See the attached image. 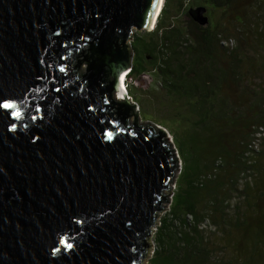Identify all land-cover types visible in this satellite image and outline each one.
<instances>
[{
    "label": "water",
    "instance_id": "water-1",
    "mask_svg": "<svg viewBox=\"0 0 264 264\" xmlns=\"http://www.w3.org/2000/svg\"><path fill=\"white\" fill-rule=\"evenodd\" d=\"M164 1L0 0V103L16 105L0 109V264L150 258L180 157L121 77ZM193 16L209 24L206 7Z\"/></svg>",
    "mask_w": 264,
    "mask_h": 264
},
{
    "label": "trees",
    "instance_id": "trees-1",
    "mask_svg": "<svg viewBox=\"0 0 264 264\" xmlns=\"http://www.w3.org/2000/svg\"><path fill=\"white\" fill-rule=\"evenodd\" d=\"M202 6L206 26L193 16ZM132 47L127 88L154 85L128 94L182 126L149 264H264V0H165Z\"/></svg>",
    "mask_w": 264,
    "mask_h": 264
},
{
    "label": "rangeland",
    "instance_id": "rangeland-1",
    "mask_svg": "<svg viewBox=\"0 0 264 264\" xmlns=\"http://www.w3.org/2000/svg\"><path fill=\"white\" fill-rule=\"evenodd\" d=\"M218 13L219 12H217V15H218ZM138 31H135L134 32V34L133 35H135L136 33H137ZM143 32V31H142ZM86 68H87V66H85L84 67V69H83V71H84V73H85V71H86ZM148 77V76H147ZM147 79V81L145 80V79H143L142 81H143V83H142V81H140V80H135V79H132L130 82H129V87L127 88L128 89V91L129 90H131V91H133V94H135V95H133V94H131V95H133V96H135V97H138V98H140V95H142L143 96V94H144V91L145 92H147V90L148 89H152V86L150 85V84H152V85H154V83L152 82V79H149V81H148V78H146ZM127 86V85H126ZM130 91V92H131ZM130 96V95H129ZM132 99H133V101H135V99L132 97V96H130ZM143 103V101L142 102H139V108H140V110H141V116H142V122H154V118H156V119H158V120H161L162 122H164V123H161V122H159L158 124H159V126H162V127H164V128H166L167 130H168V132H169V134H170V136H171V139H172V141H173V138H172V135H171V133L174 131V130H176V129H182V126L179 124V123H177L176 121H175V123L173 122L174 120L172 119V118H170L169 116H167L166 117V120L165 119H163L164 118V116H163V118H162V116H161V108H159V112L158 113H154L152 110H150V109H147L148 111H145L143 108L145 107L144 106V104H142ZM169 110V109H168ZM146 112V113H145ZM163 112V111H162ZM167 112V111H166ZM165 125V126H164ZM178 164H179V171H178V173H177V176H178V174H179V172H180V168H181V162H178ZM172 188H174V185L172 186ZM169 206H170V204H165V209L164 210H168L169 209ZM166 211H163V212H161L160 214H159V218H161L164 214H165V212ZM159 218L157 219V223H159ZM157 226L158 225H156L154 228H153V234H152V236H151V239H150V242H151V245H152V247H153V250L150 252V258H151V256L153 255V252H154V249H155V243H154V241H153V236H154V233H155V230H156V228H157ZM150 258H148V259H146L145 261H144V264H149V260H150Z\"/></svg>",
    "mask_w": 264,
    "mask_h": 264
},
{
    "label": "snow or ice",
    "instance_id": "snow-or-ice-1",
    "mask_svg": "<svg viewBox=\"0 0 264 264\" xmlns=\"http://www.w3.org/2000/svg\"><path fill=\"white\" fill-rule=\"evenodd\" d=\"M59 70L61 72L64 71L63 68H60ZM105 102L107 103V101H105ZM15 107H16V105L10 101H5L3 103H0V109L8 110V109H13ZM37 111H39V109H37ZM11 115L14 118L19 119L21 117V112L17 110V111L12 112ZM114 130L119 131V129H115V128H114ZM104 135L107 136L108 139H112V133L111 132H105ZM59 242L62 245L64 250H68V249H71L73 247V245L71 243L66 242L63 239V237L60 238ZM58 251H60V249L53 248V253L58 252Z\"/></svg>",
    "mask_w": 264,
    "mask_h": 264
},
{
    "label": "bare ground",
    "instance_id": "bare-ground-1",
    "mask_svg": "<svg viewBox=\"0 0 264 264\" xmlns=\"http://www.w3.org/2000/svg\"><path fill=\"white\" fill-rule=\"evenodd\" d=\"M163 6H164V3L161 5V7L163 8ZM162 10V9H161ZM160 13H161V11H160ZM160 13H159V15H160ZM159 17V16H158ZM125 77H127L126 76V73L124 74V75H122V77H121V80L123 81V79L125 78ZM126 79V78H125ZM125 79H124V83H122V89H123V91L122 92H128V89H127V86H126V82H125ZM118 99H122L123 98V94L122 93H120V94H118V97H117Z\"/></svg>",
    "mask_w": 264,
    "mask_h": 264
}]
</instances>
